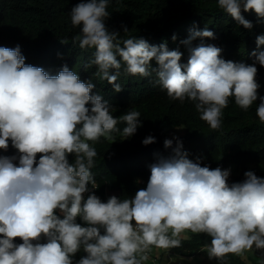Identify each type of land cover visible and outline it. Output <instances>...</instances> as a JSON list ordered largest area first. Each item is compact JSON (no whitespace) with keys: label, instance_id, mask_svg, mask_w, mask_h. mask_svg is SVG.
<instances>
[{"label":"clouds","instance_id":"1","mask_svg":"<svg viewBox=\"0 0 264 264\" xmlns=\"http://www.w3.org/2000/svg\"><path fill=\"white\" fill-rule=\"evenodd\" d=\"M109 3L80 0L69 15L72 26L80 28L72 44L95 49L84 67L95 66L94 75L115 92L123 90L117 83L122 66L131 76L155 72L149 83L159 84L171 100L193 102L213 131L221 129L230 98L244 111L259 99L256 115L264 125L255 66L264 67V51H253L255 62L245 64L200 43L188 48L187 63L181 64L183 53L166 43L150 45L136 36L121 41L119 32L109 31ZM217 6L245 29L253 24L242 11L264 19V0H218ZM196 38L215 36L208 28H193L181 43L191 45ZM256 44L264 45V35ZM153 60L157 68H151ZM25 61L19 45L0 46V150H16L0 155V264H146L153 248L182 247L187 232L211 238L202 251L218 264L253 248L264 253V178L246 171L242 181L229 183L230 169L193 162L179 138H173L175 147L173 139L164 140L172 154H156L146 188L131 198L111 195L102 201L89 188L99 187L92 172L98 155L93 145L101 137L115 142L116 132L133 136L141 113L114 116L112 105L93 94L92 80L82 81L66 64L49 75ZM142 143H155V137ZM81 250L86 255L75 260Z\"/></svg>","mask_w":264,"mask_h":264},{"label":"trees","instance_id":"2","mask_svg":"<svg viewBox=\"0 0 264 264\" xmlns=\"http://www.w3.org/2000/svg\"><path fill=\"white\" fill-rule=\"evenodd\" d=\"M79 2L0 0V46L15 48L19 45L25 62L43 68L49 75H57L66 64L82 81L91 79L96 85L93 94L99 93L112 105L114 116L130 110L141 113V126L133 136L124 138L116 132L112 134L115 142L101 137L93 145L98 153L92 169L99 185L95 194L102 201L106 202L111 195L131 198L139 189L146 188L149 165L156 161V154L165 157L172 154V149L164 148L165 139L179 138L188 158L199 161L201 166L230 169L229 183L242 181L246 171L264 178V125L256 115L259 99L244 111L230 98L228 107L223 110L221 129L213 131L200 119L193 102L171 100L159 84L149 83L156 80L155 72L150 77L131 76L122 66L117 83L123 90L115 92L111 84L94 75L95 66L84 67L95 49H80L78 44H72L71 38L79 34L80 28L72 26L69 12ZM217 4L218 0H110L107 8L110 16L105 24L109 31L120 33L121 41L136 36L146 39L150 45L166 43L169 50L183 53L181 64L187 63L188 48L200 43L219 47L221 57L226 60L253 64L255 58L251 53L264 51V45L258 49L256 44V37L264 35V19L258 18L254 11H242L244 18L253 24L251 29H245ZM124 26L129 32L124 33ZM193 28H208L215 39L196 38L191 45L182 44ZM173 35L177 37L175 41ZM65 38L68 43L62 44L60 40ZM150 64L151 68L158 67L155 60ZM255 66L259 95L264 96V67L258 63ZM125 126L117 125L121 132ZM168 128H179L183 133L173 135L166 131ZM149 135L155 137V143L144 145L142 141ZM15 151L10 146L7 152L0 150V155H13ZM210 240L206 234L190 232L188 238L182 240V247L171 250L188 257L205 255L202 248ZM256 251L260 258L229 254L228 264H264V253ZM83 255L86 254L81 250L74 259L79 260ZM207 264H218V261L208 260Z\"/></svg>","mask_w":264,"mask_h":264},{"label":"rangeland","instance_id":"3","mask_svg":"<svg viewBox=\"0 0 264 264\" xmlns=\"http://www.w3.org/2000/svg\"><path fill=\"white\" fill-rule=\"evenodd\" d=\"M166 131L170 134L173 135H180L183 133V130L179 129V128H168L166 129ZM190 232L185 233L184 235H186L187 237L189 236ZM152 251L154 253H156V249L153 248ZM153 252H151V256H153ZM243 256L247 257V256H251L254 258H260V254L253 248V250L251 251H247L243 254ZM172 261L174 262V264H207L208 263V257H207V253L205 255H195L192 257H188V256H183L181 254H179L178 252L173 253L172 255ZM147 264H151L150 260L146 262Z\"/></svg>","mask_w":264,"mask_h":264},{"label":"crops","instance_id":"4","mask_svg":"<svg viewBox=\"0 0 264 264\" xmlns=\"http://www.w3.org/2000/svg\"><path fill=\"white\" fill-rule=\"evenodd\" d=\"M153 252V251H152ZM175 253L174 250H161V249H156V253H152L154 257L159 258L164 264H174L172 261V255Z\"/></svg>","mask_w":264,"mask_h":264},{"label":"built area","instance_id":"5","mask_svg":"<svg viewBox=\"0 0 264 264\" xmlns=\"http://www.w3.org/2000/svg\"><path fill=\"white\" fill-rule=\"evenodd\" d=\"M89 188L91 191H94V192L97 191V189H91V186H89ZM86 196H87V193L85 194V198ZM150 262L151 264H164L161 260H159V258L151 256V255H150Z\"/></svg>","mask_w":264,"mask_h":264}]
</instances>
